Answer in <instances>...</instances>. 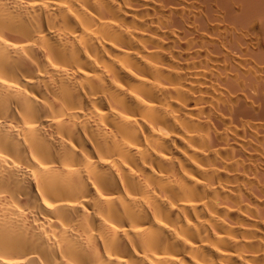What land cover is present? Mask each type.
Masks as SVG:
<instances>
[{"label":"bare ground","instance_id":"bare-ground-1","mask_svg":"<svg viewBox=\"0 0 264 264\" xmlns=\"http://www.w3.org/2000/svg\"><path fill=\"white\" fill-rule=\"evenodd\" d=\"M0 264H264V0H0Z\"/></svg>","mask_w":264,"mask_h":264}]
</instances>
